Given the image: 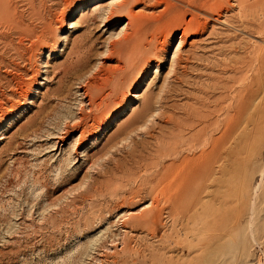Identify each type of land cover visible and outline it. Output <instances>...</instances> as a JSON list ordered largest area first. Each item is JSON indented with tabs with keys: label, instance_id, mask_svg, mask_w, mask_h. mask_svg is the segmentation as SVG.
<instances>
[{
	"label": "rangeland",
	"instance_id": "rangeland-1",
	"mask_svg": "<svg viewBox=\"0 0 264 264\" xmlns=\"http://www.w3.org/2000/svg\"><path fill=\"white\" fill-rule=\"evenodd\" d=\"M110 1L0 0V264H264V0Z\"/></svg>",
	"mask_w": 264,
	"mask_h": 264
},
{
	"label": "bare ground",
	"instance_id": "bare-ground-1",
	"mask_svg": "<svg viewBox=\"0 0 264 264\" xmlns=\"http://www.w3.org/2000/svg\"><path fill=\"white\" fill-rule=\"evenodd\" d=\"M142 0H112V1H110L109 3H108V5L110 6L111 4H113V5H115L114 3H116L117 5H119L120 6V8H125L126 10H127V15H128V18H129V21L128 22H126V24H125V26L123 27V32H126L127 30H129L130 28H131V25H132V23H134L133 21H135L136 20V25H135V27L134 28H132V29H134V31L131 33V35H130V37H129V35L128 34H126V33H128V32H126L125 33V35H124V37H125V41H127V42H129V41H132L133 39H136L137 40V46L138 47H143L144 49H148V47L151 45V43L153 42V41H155V38H154V36H152V37H150L151 39L149 40V37H148V35H149V32L152 30V32H155V37L157 36V33H158V31H160L161 30V26H160V21L162 20V11H163V9H161V11L159 12V14L158 13H156V14H158V15H154V14H152L153 15V17L151 18V19H149L147 16H145L144 14H138V13H136V11H134V7H135V5L136 4H138V3H140ZM155 3H154V5H160V4H164L165 5V7H164V9H167V8H170L171 6H172V2L170 1V0H153ZM190 1H192V0H190ZM194 2H195V0H193ZM178 2V1H177ZM194 2H191V3H194ZM214 3H216V4H218L217 2H214ZM231 4V3H230ZM113 5H111V6H113ZM214 5V4H213ZM213 5H210L211 7L213 6ZM3 6V5H2ZM215 6H217L218 7V5H215ZM116 7V6H115ZM216 7V8H217ZM223 7V6H222ZM111 8H113V7H111ZM227 8V7H226ZM212 9H214L215 10V7L214 8H212ZM3 10V9H2ZM139 12V11H138ZM164 12V11H163ZM116 13H117V11H116ZM123 13V12H122ZM121 13V14H122ZM140 13H143V12H141L140 11ZM208 13H210V12H208ZM4 14V13H3ZM120 14V15H121ZM111 15V14H110ZM177 19V18H176ZM173 25V24H172ZM190 25H191V23H190ZM174 26V25H173ZM196 26V25H195ZM133 27V26H132ZM171 27V26H170ZM187 27H189V26H186V28ZM185 28V29H186ZM165 29V28H164ZM190 29V28H189ZM197 29H201V27L199 28V27H197ZM203 29V28H202ZM174 30V29H173ZM186 30H188V28L186 29ZM172 32V30H170V28H169V32ZM185 32V34L187 33L186 31H184ZM166 33H168V32H166ZM165 33V34H166ZM133 34V35H132ZM153 34V33H152ZM162 34H164L163 32H162ZM161 34V35H162ZM184 35V34H183ZM150 36H151V34H150ZM159 37V36H158ZM167 37V36H166ZM163 38H164V36H163ZM182 38V37H181ZM161 39V38H160ZM159 40V39H158ZM164 40V39H163ZM165 40H166V38H165ZM134 41V40H133ZM160 41V40H159ZM162 41V40H161ZM185 40L184 41H180V44L179 45H182V46H184L185 45ZM49 43V42H48ZM160 44H162V42L160 43ZM164 44V43H163ZM162 44V45H163ZM153 47V46H152ZM159 47V46H158ZM160 48V47H159ZM162 49V48H161ZM148 53V52H147ZM155 54L157 55V56H159V55H161L160 54V51L158 52V51H156L155 52ZM143 55V54H142ZM133 56V55H132ZM179 57V56H178ZM140 61V60H139ZM148 61V60H147ZM183 61V59L180 57V58H178V64H180L181 62ZM138 65V64H137ZM117 66H118V64H117ZM119 67V66H118ZM130 67V66H129ZM126 68H128V67H126ZM120 69V68H119ZM101 79V78H100ZM110 79V78H109ZM99 80V79H98ZM92 81V80H91ZM98 81H94V82H92L91 84H90V86H92V87H94V88H100L99 87V85H100V83L98 84L97 83ZM112 90V89H111ZM86 93V92H85ZM85 96H86V94H84ZM88 96V95H87ZM92 96V95H91ZM136 96V95H135ZM138 96H140V95H137L136 97H138ZM91 100V99H90ZM116 104V103H115ZM92 107V106H91ZM101 121V120H100ZM103 122V121H102ZM217 143V142H216ZM205 159V153L204 154H201V156L199 157V156H195V157H186V158H184L183 160H182V162H183V164H185V165H187V164H189V166H191V168L192 169H196L197 167H199V165L201 164V161L202 160H204ZM188 166V165H187ZM165 168V167H164ZM169 171V170H168ZM197 171V170H196ZM183 213V212H182Z\"/></svg>",
	"mask_w": 264,
	"mask_h": 264
}]
</instances>
